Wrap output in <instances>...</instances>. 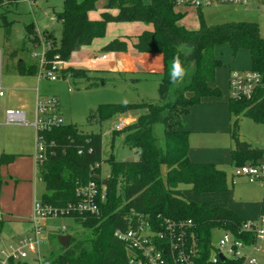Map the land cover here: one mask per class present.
<instances>
[{"label":"trees","instance_id":"trees-1","mask_svg":"<svg viewBox=\"0 0 264 264\" xmlns=\"http://www.w3.org/2000/svg\"><path fill=\"white\" fill-rule=\"evenodd\" d=\"M19 0H0V9ZM98 0H63L61 11L55 14L61 23V38L57 44L50 35L41 31L45 41L50 42L46 51L47 61L58 55L62 60L80 48L104 35L107 22H140L151 25L144 29L132 43L139 54H155L161 57L162 71L159 73L157 93L159 102L108 103L100 104L89 115L88 121L101 124L114 115L142 109L144 113L133 122L112 132L122 135L123 145L134 149L135 161H119L113 154L107 158L108 176L100 177L101 136L100 133H84L74 124H61L40 132L47 146V156L35 164L39 179L44 184L40 202L55 208L80 201L76 191L88 181H94L99 192L104 189V200L98 198L99 213L69 214L78 225L86 230L83 238L71 236L67 248L59 246L57 231L47 232V241L57 248L46 253L54 264H128L124 243L114 236L117 229L127 228L126 215L130 210L149 216L154 228L163 230L165 220L174 223L189 221L186 227L185 247L191 264H211L209 261L212 237L217 231H229L236 239L253 241L250 234L241 233L245 220L231 209L213 201L196 202L186 193L202 195L228 191L225 172L212 162H194L188 155L189 132L182 117L198 104L209 100L221 101L222 94L215 84L217 68L222 66L215 55L216 47L226 44L235 57L240 50L248 52V69L264 71V37L252 22L226 21L206 25L198 14L196 30L180 25L185 13L177 11L171 0H105L99 19H91L90 12ZM109 10H115L110 14ZM0 25L7 30L10 26L0 14ZM45 33V34H44ZM37 32L32 24L26 26V39L34 43ZM129 37H117L101 47L102 52H126ZM176 58L185 69L184 78L175 84L170 81V63ZM19 73L36 75V64L24 66L18 63ZM230 70V69H229ZM88 80L86 87L97 86L99 81L87 76L86 71L66 67L61 77ZM230 116H248L255 122H264V102L253 100L226 99ZM164 127L161 141L152 134L154 123ZM233 141L230 164L255 165L264 157V150L240 141L237 122L229 130ZM15 155L0 153V167L13 162ZM163 168L165 171L163 172ZM99 178L96 179L95 177ZM105 180V183L103 182ZM2 180L0 177V188ZM264 212V199L260 213ZM248 239V240H247ZM187 252V251H186ZM8 264H33L24 260H10ZM217 264H237L236 260L223 259Z\"/></svg>","mask_w":264,"mask_h":264},{"label":"rangeland","instance_id":"rangeland-1","mask_svg":"<svg viewBox=\"0 0 264 264\" xmlns=\"http://www.w3.org/2000/svg\"><path fill=\"white\" fill-rule=\"evenodd\" d=\"M103 1L98 0L95 3L94 9L89 14L91 19L100 18ZM62 2L63 0H30L29 2L19 0L16 3L6 4L0 9V14L10 24L7 30H4L0 25V51L2 54L0 82L4 93L0 101V118L6 109H23L26 112V120L31 122L36 96L39 95L40 98L55 96L59 102V113L63 124H74L84 133H100L102 158L100 177L106 178L109 172L106 160L110 154H113L119 161H135L137 154L134 149L123 145L122 135H116L112 141V132L119 123L118 115L105 119L101 124L88 121L89 115L100 104L158 103L157 86L160 76L154 72L140 70L136 73H121L90 69H94L96 66L103 67L105 60L108 64L107 52H102L100 47L119 36L129 37L126 52H133L138 56L139 53L133 48L132 42L141 31L150 29L152 26L140 22L109 21L102 37L94 39L90 45L80 48L70 56L69 59L73 65L82 67L77 69L86 71L89 80L95 79L101 83L97 86L86 87L88 80L84 78L59 77L55 81H51L48 78L19 73L18 63L24 66L36 63L31 57V53L40 51V48H36L34 45L41 40L39 37V33L42 36L41 31H46L51 36L50 41L54 39L57 44L59 43L61 23L56 19L55 14L61 11ZM175 9L185 13L179 24L189 30L198 28V14H201L206 25L226 21L255 23L260 36L264 37V13L252 4L247 9L242 5L234 4L208 5L201 9L192 7ZM109 13L115 14L116 11L109 10ZM29 24H32L38 35L34 43L26 39V26ZM42 40L45 41L44 36H42ZM50 41L47 40V42ZM215 55L222 62V66L216 70L215 84L221 91V101L225 102L229 69L249 68V55L247 51L240 50L235 57H232L226 44L216 47ZM69 59L63 60L65 65L67 64L66 67H69ZM131 63L134 65L136 59L131 60ZM222 106L224 107V105ZM132 112H134L133 115L139 116L144 113V110L136 109ZM215 112L216 110H214V114H217ZM213 117L214 122L208 121L203 129L208 130L213 125L212 123L217 124L218 117ZM235 121L237 122L239 140L264 150V122H255L248 116L229 115L224 128H216L217 130H213V132L200 130V133H192L190 136H202L199 137L201 140L198 142V146L202 145L209 150L207 152H211L213 149L217 150L216 154L207 153L204 155H212L220 160L216 162L217 167L225 172L228 191L212 195L205 194L201 197H192L189 194L187 197L193 201L225 199L229 206L238 211L240 216L253 219L260 215L257 203H260L264 198V188L260 182H248L244 176L235 175V167L230 164V148H233L234 144L229 130ZM163 132L162 123L153 124L152 134L159 142L163 137ZM0 148L5 153L17 156L14 163L1 167L0 172L1 180H3L0 190L1 249L3 245L15 242L17 237L29 234L31 225L22 219L27 212V206L30 204L31 210L33 202L41 199L44 193V184L38 178L34 167L35 130L32 126L0 125ZM259 163L264 164V157ZM44 223L42 232L44 240L40 246L42 254L48 253L52 248H57L54 242L47 241L48 231H57L64 227L65 231L60 232L59 235L83 238L87 234L86 230L70 217H48ZM218 237L219 232H215L212 237L213 245L216 244ZM34 256V252L29 253L26 261L33 263ZM259 262V264H263L261 261Z\"/></svg>","mask_w":264,"mask_h":264},{"label":"built area","instance_id":"built-area-1","mask_svg":"<svg viewBox=\"0 0 264 264\" xmlns=\"http://www.w3.org/2000/svg\"><path fill=\"white\" fill-rule=\"evenodd\" d=\"M28 2L30 0H27ZM175 8L192 7L201 9L204 6L216 4L242 5L246 9L251 4L264 13V0H171ZM41 40L34 47L40 51L31 53L36 61L38 78H48L55 81L61 77L60 73L66 68L65 62L58 55L53 56L50 62L47 61L46 51L50 45ZM2 54L0 51V75H1ZM65 77H69L68 74ZM228 98L232 100H253L264 102V71L252 69H230L228 73ZM4 96L0 82V101ZM1 117V114H0ZM32 121L26 120V112L23 109H6L0 125H29L35 130V164L44 160L48 154L47 146L40 137V132L50 130L63 124L59 113V102L55 96L35 99V107L32 113ZM120 123L117 128H120ZM36 167V166H35ZM235 175L244 176L248 182H260L264 188V164H244L235 167ZM104 189L100 193L94 181H88L80 186L76 193L80 201L75 204H68L62 208H55L43 204L40 200L33 202L30 223L31 230L13 243L3 245L0 249V264H8L10 260H24L29 253L35 254L33 264H54L40 251L44 240L42 237L43 226L41 222L48 217H67L69 214H95L99 213L98 198L104 200ZM127 228L117 229L114 236L121 240L126 249L128 264H191L189 253L185 247L186 227L190 226L189 221L174 223L165 220L163 230L154 228L149 216L141 212L130 210L126 215ZM65 231L62 227L58 232ZM241 233L250 234L253 241L246 242L243 239H236L229 231L221 230L216 244L211 247L209 261L217 264L220 259H233L237 264H264V212L257 218L245 219L239 230ZM248 240V239H247ZM187 251V252H186ZM222 259V260H223Z\"/></svg>","mask_w":264,"mask_h":264},{"label":"crops","instance_id":"crops-1","mask_svg":"<svg viewBox=\"0 0 264 264\" xmlns=\"http://www.w3.org/2000/svg\"><path fill=\"white\" fill-rule=\"evenodd\" d=\"M104 1H103V5H104ZM102 11H103V9H102ZM96 55H94V56L96 57ZM106 55H107L108 61H109L108 64L106 63V60H105L103 67L96 66L94 69H90V70H92V71H107V72H121V73H124V72L125 73H129V72L136 73L138 70H140L142 72H149V73L154 72L157 74L161 73V71H162L161 57L159 55L138 54V56H136V55H134L133 52L107 53ZM134 58L136 59V63L133 65L131 63V60H133ZM249 64H250V62H249ZM68 66L73 67V68H82V67L73 65V63L71 62L70 59L68 62ZM249 67H250V65H249ZM138 68H140V69H138ZM226 96L228 98V80H227V95ZM222 105H224L225 108ZM225 105H226V102H224V101L222 102V101H215V100L210 101L209 100L206 103H202V104H198V105L193 106L189 110V112L182 117L184 127L189 132L188 155H189V158L191 161H194V162H212V163H215L216 165H217L216 162L220 161L219 159H217L216 157H214L212 155H209V156L204 155L207 153L216 154L217 150L213 149L211 152H207L209 150L205 149V147H203L202 145L198 146V142L201 140L199 137H202V136H190V135L194 132L200 133V130H206V131L213 132V130H217L216 128H224L226 126L225 123H226L227 119L229 118L227 105L226 106ZM214 110H216L215 113H217V114H214ZM133 114H134V112L130 111V112L126 113L125 115H118L119 123L115 126V129H119V128H117V126L120 123H122V126H124L126 124L133 122L138 117V116L133 115ZM213 116L218 117L216 119L217 124L212 123L213 125H211L208 130L203 129L208 124V121L214 122ZM201 118H205V119H201ZM191 137H192V143L194 142L195 146L192 145V143H191ZM189 141H190V143H189ZM230 150H231V148H230ZM0 153H5V151L0 148ZM5 154H8V153H5ZM16 157L17 156L15 155V159L13 160V162L9 163L8 165H3L1 167L9 166L10 164L14 163L16 160ZM1 167H0V172H1ZM34 167H35V164H34ZM35 170H36V168H35ZM36 172H37V170H36ZM0 177H1V175H0ZM1 188H2V184H1ZM1 188H0V190H1ZM220 193H222V192H220ZM189 194L192 195V197H201L202 195H205V194H202V195L196 196V195H193L191 193H186V196ZM206 194L212 195V194H219V193H206ZM263 199L261 201H263ZM202 201H213V202L217 203L218 205L225 206V207L231 209L232 211H234L236 214L239 215L238 211L235 208L229 206L225 199H219V200H215V199L202 200L201 199V200L196 201V202H202ZM261 201H260V203L256 202L258 205V209L260 208ZM31 210H30V204H29L27 206V212L25 214V217H24V219H22V220H26L30 225H31V223H30ZM240 217H242V216H240ZM242 218L249 219V218H245V217H242ZM44 222H45V220H43L41 222L42 226H44V224H45ZM0 227H1V221H0ZM30 230H31V227H30ZM30 230H29V233H30ZM46 236H47V234H46ZM20 237H22V236H19L16 239H18ZM44 255H46V254H44Z\"/></svg>","mask_w":264,"mask_h":264},{"label":"clouds","instance_id":"clouds-1","mask_svg":"<svg viewBox=\"0 0 264 264\" xmlns=\"http://www.w3.org/2000/svg\"><path fill=\"white\" fill-rule=\"evenodd\" d=\"M185 75V69L181 65L178 59L173 58V60L170 63V69H169V78L170 81L175 84L178 80H181L184 78Z\"/></svg>","mask_w":264,"mask_h":264},{"label":"water","instance_id":"water-1","mask_svg":"<svg viewBox=\"0 0 264 264\" xmlns=\"http://www.w3.org/2000/svg\"><path fill=\"white\" fill-rule=\"evenodd\" d=\"M95 178L98 179L99 177L96 176ZM103 182L105 183V180H103ZM70 239H71V236H69V235H57V242H58L59 246L64 247V248L68 247V245L70 243ZM219 257L221 260L223 259L222 255H219Z\"/></svg>","mask_w":264,"mask_h":264}]
</instances>
